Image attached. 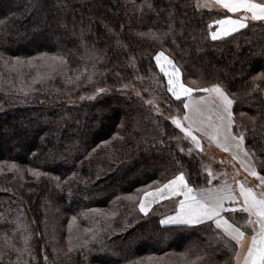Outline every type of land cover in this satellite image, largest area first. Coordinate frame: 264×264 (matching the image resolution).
Wrapping results in <instances>:
<instances>
[{"label": "trees", "instance_id": "trees-1", "mask_svg": "<svg viewBox=\"0 0 264 264\" xmlns=\"http://www.w3.org/2000/svg\"><path fill=\"white\" fill-rule=\"evenodd\" d=\"M225 15L197 0H0V264H235V242L214 224L161 225L176 200L147 215L138 207L181 165L194 188L218 186L224 167L208 171L166 120L183 109L167 92L159 52L189 87L226 86L233 131L246 130L245 148L264 171V80L253 82L264 73V23L213 41L208 25ZM20 129L28 137L2 140ZM225 215L238 225L247 217Z\"/></svg>", "mask_w": 264, "mask_h": 264}, {"label": "snow or ice", "instance_id": "snow-or-ice-1", "mask_svg": "<svg viewBox=\"0 0 264 264\" xmlns=\"http://www.w3.org/2000/svg\"><path fill=\"white\" fill-rule=\"evenodd\" d=\"M215 4L221 5L229 13L239 15L238 18L225 15L224 18L210 23L209 30L212 29L213 24L218 25L216 30L210 31L213 41L246 29L250 21L264 22V0H260V2L257 0H215ZM161 57L167 60L168 67L172 69L171 72H168L164 66H161V71L167 77V92L171 93L183 109V116H172L171 123L180 129L186 138H190L191 143L200 151H203L201 139L195 135V132H201L216 141L226 152L235 149L251 159L255 155V151L245 148L246 130L233 131L236 126L233 112L235 100L232 98V94L227 91L226 86L217 82L205 87L198 85L189 87L181 80L180 68L172 59L164 56L163 52H159L155 56L157 65H160ZM0 59H2V54H0ZM12 59L19 61L20 58ZM56 59L60 61V67H63V58L57 57ZM4 63L7 65L8 61H4ZM49 66L54 67L53 65ZM257 79L264 80V73H261L259 77H253V82ZM125 87L127 86L125 85ZM105 91L104 88L97 89L98 94H103ZM200 92L209 94L211 99H207L204 95L193 96V93ZM136 95L139 96V92ZM177 111L179 112L181 109L177 108ZM185 121L187 124L184 123ZM184 151L185 149L180 148V152ZM188 151L190 153L192 149H188ZM237 154V151H233L234 159ZM175 163L181 165L180 161H175ZM240 163L246 172L260 180L261 190L258 193L251 188H245L238 180L234 181L239 187L238 195L233 186L226 182L219 187L194 188L189 182L190 174H187L181 165L178 174L156 188L155 192H145V196L152 197V199H142L139 203V211L147 215L150 204L156 200L157 196L164 199L165 194H170L177 198L175 214L161 220L162 224L192 226L208 224L209 228L214 224L216 229H222L231 238V241L235 242V246L232 248L235 264H264V176L260 175L245 160L241 159ZM15 167L13 165V168ZM30 171L34 170L30 169ZM211 175L209 172V177ZM207 183L211 185L212 179H207ZM240 197H242V202H240ZM225 213L241 214L242 218L243 214H247V217L243 219L242 224L238 225L237 222H234V218L233 220L228 219ZM72 220L75 221L76 217L73 216ZM248 229H251L250 240L246 238ZM92 238H95V234ZM87 243L88 241L85 240L83 245L76 246L86 247ZM76 246L70 245V251L72 247ZM245 248L246 251H244ZM2 256L3 253H0V257ZM45 260H47V256H45Z\"/></svg>", "mask_w": 264, "mask_h": 264}, {"label": "crops", "instance_id": "crops-1", "mask_svg": "<svg viewBox=\"0 0 264 264\" xmlns=\"http://www.w3.org/2000/svg\"><path fill=\"white\" fill-rule=\"evenodd\" d=\"M200 1H202V3H204L205 6L207 5L206 6V9L223 11V12H226L228 15L233 16V18H238V15L239 14L229 13L227 11V9H224L221 5L215 4V0H200ZM217 27H218V25H215L214 24V29L213 30H216ZM161 60L163 61V64L157 65L158 69L161 71V66H164L165 69L168 72H171L172 69L170 67H168L167 60H165L164 57H161ZM161 73L165 76L164 72L161 71ZM165 78H166V81H167V77L166 76H165ZM202 95H204L209 100L211 99V97L208 94H202ZM193 96L196 97L195 93H193ZM185 124H187L186 121H185ZM209 131H211V129H209ZM198 133L201 134L204 138H206L209 141V144L212 147L211 148V152H210V156L213 157L216 160V164L217 165L224 166V167L226 166L227 168L225 167V169H228V168H231L232 167L233 170H235L236 174H233V176L230 175L229 178L231 180L228 181V182H226V183L233 186V188H234L235 192L237 193V195L239 194V187H238L237 184L234 183V181H237V180L240 181L245 186V188H251L254 192H256L254 190V188L251 186V183H253L254 181H256V182H258V184H260V180L257 177L252 176L249 172H246L245 169H244V167H242L241 166V163H240L241 159H243V160H245V162L247 164H251L255 168V165H254L252 159H249V157H245L242 152H238V150H235V149L226 152V151H224L223 148H221L216 143V141L210 139L208 136H205L201 132H198ZM233 151H237V153H238L237 154V157L235 159L233 158ZM224 183L219 184L218 186H211V187H219V186L223 185ZM155 189L149 190L147 192H155ZM142 199L151 200L152 197H146L145 196V193H144L142 195L140 201ZM176 199L177 198L170 196V194H165V198L164 199H160L159 196H157L156 197V200L153 203L150 204L149 210L157 202L165 201V200H176ZM240 202H242V197H240ZM226 206H227V202H226ZM174 214H175V211H173L172 213H169V214L165 215L164 217L161 218V220L165 219L168 216L174 215ZM253 219H255V217H253ZM161 220H160V223H161ZM161 225H163V226H171V225H176V224H162L161 223ZM218 230L221 231L225 236H227L223 232L222 229H218ZM250 236L251 235H246V238L250 240ZM228 238L231 239L230 237H228ZM244 251H246V248L244 249Z\"/></svg>", "mask_w": 264, "mask_h": 264}, {"label": "rangeland", "instance_id": "rangeland-1", "mask_svg": "<svg viewBox=\"0 0 264 264\" xmlns=\"http://www.w3.org/2000/svg\"><path fill=\"white\" fill-rule=\"evenodd\" d=\"M6 7V9L9 11V12H13V11H15V9L12 7V6H5ZM197 7H200L201 9H206V6L204 5V3H202V1H200V0H197ZM155 62H156V60H155ZM40 63V62H39ZM160 64H163V61L161 60L160 61ZM156 65H157V63H156ZM96 94H98L97 93V91L95 92ZM94 93V94H95ZM96 94L94 95V96H88V97H85L86 99H93L92 97H95L96 96ZM78 101H81V100H78ZM78 101H76V102H78ZM153 106H154V108H155V114H160L161 113V108H160V106H158L159 104V102L158 101H156V100H154L153 102ZM172 116H180V117H182V115H180L179 113H178V111L177 110H174V112H173V114L172 115H168L167 117H166V120H168V121H170L171 122V117ZM28 117H31V116H28ZM24 118H27V116H24ZM19 123H21V122H19ZM0 124L1 125H4L5 123H4V119H3V121H1L0 120ZM22 125V126H21ZM21 127H23L24 126V124L23 123H21ZM175 126V125H174ZM178 129V128H177ZM181 133H183L180 129H178ZM184 134V133H183ZM28 133H25V130L23 131V130H19V131H17L16 133H14V134H10L9 132H6L5 133V135H3L2 136V140H4V142L5 141H12V143L13 142H15L16 140V138L17 137H28ZM185 135V134H184ZM195 135H197L200 139H201V144L203 145V151H201L202 152V154H203V156L205 157V159H206V163H207V169H208V171L211 169V167L212 166H221V165H217L216 164V160L213 158V157H211L210 156V152H211V145L209 144V141L206 139V138H204L201 134H199L198 132H195ZM187 140L188 141H190V138H187ZM191 142V141H190ZM2 144H4V143H2ZM193 145V144H192ZM194 147H195V145H193ZM199 150V149H198ZM252 159V158H251ZM218 161V160H217ZM253 161V160H252ZM254 163V162H253ZM255 165V164H254ZM218 167V168H219ZM226 167V166H225ZM225 167H221V168H219V171H218V173L215 175V176H217V178L218 179H220V183L219 184H222V183H224V182H228V181H230L231 179L229 178L230 177V175H232L233 176V174H236V172H235V170H233V168L231 167V168H228V169H225ZM227 168V167H226ZM255 169H256V171L260 174V175H262V176H264V171L263 170H258L257 169V167L255 166ZM251 186L254 188V190L256 191V192H259L260 190H261V188L259 187L260 186V184H258V182H256V181H254L253 183H251ZM150 236H151V238H155L156 236H155V234L154 233H150ZM145 241H147V239H145ZM129 242H130V240L129 239H127L126 240V244H125V246L128 248V249H135V247H136V245H134V246H130V244H129ZM44 262H47V260H45V257H44V260H43ZM47 264V263H46Z\"/></svg>", "mask_w": 264, "mask_h": 264}]
</instances>
